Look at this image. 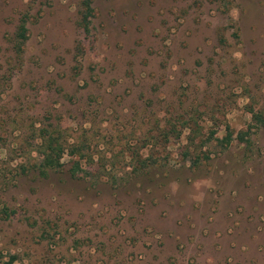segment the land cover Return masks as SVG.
<instances>
[{
  "label": "rangeland",
  "instance_id": "obj_1",
  "mask_svg": "<svg viewBox=\"0 0 264 264\" xmlns=\"http://www.w3.org/2000/svg\"><path fill=\"white\" fill-rule=\"evenodd\" d=\"M85 1L0 0V264H264V0Z\"/></svg>",
  "mask_w": 264,
  "mask_h": 264
},
{
  "label": "trees",
  "instance_id": "obj_2",
  "mask_svg": "<svg viewBox=\"0 0 264 264\" xmlns=\"http://www.w3.org/2000/svg\"><path fill=\"white\" fill-rule=\"evenodd\" d=\"M84 7L86 9V14L84 16V25L88 24V18L91 16V0H86L84 2ZM28 18L24 17L21 19L20 24L17 28V32L15 34L14 48L18 53H22L23 48L25 47L26 42L29 40V29L27 26ZM258 122H262L263 119L261 117H255ZM63 133L56 128H43L39 130V141L38 143L39 150V164L37 169L39 170L42 176H46L49 171L57 169L62 166V161L65 156H70L72 161L75 163V167L72 171L80 172V162L79 157L83 150L81 147H78L76 143L70 144L67 143V140H64ZM233 135L229 133L224 139L223 143L226 145H230L232 141ZM242 141L245 139L240 137ZM12 216L11 209L7 206H3L0 209V217L4 219H10Z\"/></svg>",
  "mask_w": 264,
  "mask_h": 264
}]
</instances>
